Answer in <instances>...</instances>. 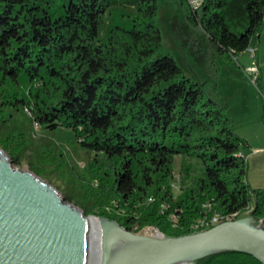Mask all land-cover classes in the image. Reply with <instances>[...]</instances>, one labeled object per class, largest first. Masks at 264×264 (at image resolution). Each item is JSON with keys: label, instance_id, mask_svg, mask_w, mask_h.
I'll use <instances>...</instances> for the list:
<instances>
[{"label": "trees", "instance_id": "trees-1", "mask_svg": "<svg viewBox=\"0 0 264 264\" xmlns=\"http://www.w3.org/2000/svg\"><path fill=\"white\" fill-rule=\"evenodd\" d=\"M165 2L202 32L216 65L249 47L257 52L264 0H204L198 10L187 0H0V147L18 156L34 124L70 130L112 173L109 200L89 213L134 233L154 226L167 237L188 235L206 203L233 213L253 202L259 224L264 190L246 180L248 144L228 105L205 93L207 82L192 77L165 44ZM176 156L183 187L192 175L188 160L204 167L196 186L177 198ZM163 203L170 208L162 211ZM191 264L261 263L220 252Z\"/></svg>", "mask_w": 264, "mask_h": 264}, {"label": "water", "instance_id": "water-1", "mask_svg": "<svg viewBox=\"0 0 264 264\" xmlns=\"http://www.w3.org/2000/svg\"><path fill=\"white\" fill-rule=\"evenodd\" d=\"M66 202L0 149V264H191L238 252L264 264V219L253 215L206 231L156 238Z\"/></svg>", "mask_w": 264, "mask_h": 264}, {"label": "rangeland", "instance_id": "rangeland-1", "mask_svg": "<svg viewBox=\"0 0 264 264\" xmlns=\"http://www.w3.org/2000/svg\"><path fill=\"white\" fill-rule=\"evenodd\" d=\"M160 24L165 44L172 49L187 72L194 78L198 77L201 82H207L205 93L228 105L237 134L248 144L243 153L247 162L246 180L253 189L264 190V27L255 58L244 53L233 62L225 61L216 65L217 59L206 37L199 29L191 27L183 14L170 3L165 2L163 5ZM254 61L260 69L258 86L246 72ZM15 146L13 144L11 148L15 149ZM258 148L263 150L255 152ZM5 153L13 161L14 167L35 173L55 187L66 202L71 199L69 203L81 208L86 215L98 219L89 210L93 209L97 213L109 200L111 171L94 160L95 154L81 149L73 133L66 128L45 130L34 124L32 139L22 146L18 156ZM188 162L192 166V175L183 187L180 184L182 157L175 158L171 181L175 198L185 189L194 188L197 178L204 172L198 160ZM101 202H104L103 206H100Z\"/></svg>", "mask_w": 264, "mask_h": 264}, {"label": "built area", "instance_id": "built-area-1", "mask_svg": "<svg viewBox=\"0 0 264 264\" xmlns=\"http://www.w3.org/2000/svg\"><path fill=\"white\" fill-rule=\"evenodd\" d=\"M189 5L193 10H198L203 4L204 0H187ZM247 54L251 56V58H255L256 56V48L249 47L246 51ZM246 72L249 74L254 84L257 80L260 70L258 64L254 61L252 65L246 69ZM244 155V154H243ZM149 202H152V198L149 199ZM170 205L168 203H163L161 205V210H168ZM204 214L202 217L194 221L190 225V234L198 233L202 231H206L215 227L221 223L231 222L238 219L246 218L253 215L254 205L253 202L250 204L245 210L237 211L233 213H222L214 210V205L212 203H206L203 205ZM171 222L175 228L178 227V219L175 214L170 216ZM134 230L137 231V234L147 235L156 238H164L166 235L157 227L154 226H145L140 228L139 226H135Z\"/></svg>", "mask_w": 264, "mask_h": 264}, {"label": "bare ground", "instance_id": "bare-ground-1", "mask_svg": "<svg viewBox=\"0 0 264 264\" xmlns=\"http://www.w3.org/2000/svg\"><path fill=\"white\" fill-rule=\"evenodd\" d=\"M95 220H96V222L98 223V225L100 226V228H101V225H100V222H99V220L97 219V218H94ZM92 264V263H91Z\"/></svg>", "mask_w": 264, "mask_h": 264}, {"label": "crops", "instance_id": "crops-1", "mask_svg": "<svg viewBox=\"0 0 264 264\" xmlns=\"http://www.w3.org/2000/svg\"><path fill=\"white\" fill-rule=\"evenodd\" d=\"M259 70H260V69H259ZM262 150H263V149H261V148L259 149V148H258V149H255L254 151H255V152H259V151H262Z\"/></svg>", "mask_w": 264, "mask_h": 264}]
</instances>
